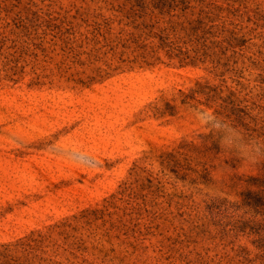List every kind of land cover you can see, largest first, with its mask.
<instances>
[{
  "label": "rangeland",
  "instance_id": "obj_1",
  "mask_svg": "<svg viewBox=\"0 0 264 264\" xmlns=\"http://www.w3.org/2000/svg\"><path fill=\"white\" fill-rule=\"evenodd\" d=\"M264 0H0V264H264Z\"/></svg>",
  "mask_w": 264,
  "mask_h": 264
},
{
  "label": "clouds",
  "instance_id": "obj_2",
  "mask_svg": "<svg viewBox=\"0 0 264 264\" xmlns=\"http://www.w3.org/2000/svg\"><path fill=\"white\" fill-rule=\"evenodd\" d=\"M194 116L205 135H213L219 148L248 164L264 161V141L246 138L229 121L221 118L214 110L193 109Z\"/></svg>",
  "mask_w": 264,
  "mask_h": 264
}]
</instances>
